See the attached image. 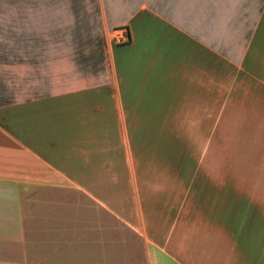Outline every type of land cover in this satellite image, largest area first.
<instances>
[{
	"label": "crops",
	"instance_id": "crops-1",
	"mask_svg": "<svg viewBox=\"0 0 264 264\" xmlns=\"http://www.w3.org/2000/svg\"><path fill=\"white\" fill-rule=\"evenodd\" d=\"M102 215L149 264H264V0H0V253L102 254Z\"/></svg>",
	"mask_w": 264,
	"mask_h": 264
},
{
	"label": "rangeland",
	"instance_id": "rangeland-1",
	"mask_svg": "<svg viewBox=\"0 0 264 264\" xmlns=\"http://www.w3.org/2000/svg\"><path fill=\"white\" fill-rule=\"evenodd\" d=\"M175 129H170V132L174 131ZM130 130L128 129V132ZM190 132L192 135V139H194V142L191 143H185L182 145V150L185 151H197L198 150V143L195 142V140L198 139V129H186V132ZM175 132V131H174ZM131 140V135H130ZM152 145L150 144H136L134 145L131 143L129 145L130 149V158H128L127 163V173H126V180L127 182L122 187V194H126L127 196V202L129 204V208L127 209V212L130 213L131 208L136 210V202H135V190H134V176H132V170H137L141 167L136 165V163H139V157L143 155L144 153H148V151L151 150ZM176 147H181L180 145H171L170 144V151L169 148L165 145H159L157 150L154 151V153L159 154H166L167 152H177ZM173 148V150H172ZM147 157V155H146ZM145 162V161H144ZM119 189L115 188L112 189V194L115 193L118 195ZM84 214H87V209L82 210ZM82 214V213H81ZM65 222V221H64ZM86 224L87 229L86 231L82 229H77V224L75 223L73 225L72 230L70 232H73V238L76 240L82 236H78V234L85 232V238L88 240H93V235L96 233V240H100V245L102 246L101 251L102 254H100L99 251H94V254L91 253V249L86 244L85 240L80 241L78 247H77V256H72L70 254V250H64L62 252V256H56L54 258V262L52 264H149L148 259L146 256V251L144 244L142 243L139 236L136 234L133 229H131L128 225H124L122 222L119 221V219H111L110 224L104 223V216H100L99 222H84L80 223V225ZM89 226L91 227L89 231ZM95 230V231H94ZM63 230L60 232L62 233ZM68 232V231H67ZM66 233V232H65ZM66 234H62L59 236V240L61 238H65L66 240H63L62 247L60 250L66 245L64 243L68 242V236H65ZM62 236V237H61ZM28 240V239H26ZM69 243V242H68ZM32 243H26L25 245H22L20 248L16 247L14 249V264H42L43 262H40L38 257H32V255L37 254L39 252V247H37V244L35 242L31 246ZM34 247V248H29ZM92 248H95L92 246ZM96 249H99L96 247ZM33 252V253H30ZM57 252V251H56ZM72 253H75L76 250L72 249ZM98 252V253H97ZM104 253V254H103ZM11 255L9 257H6L3 255V253H0V264H13L11 260ZM4 259V260H3ZM1 261H5L2 263ZM51 262V261H50ZM49 262V263H50ZM47 264L48 261H46Z\"/></svg>",
	"mask_w": 264,
	"mask_h": 264
},
{
	"label": "built area",
	"instance_id": "built-area-1",
	"mask_svg": "<svg viewBox=\"0 0 264 264\" xmlns=\"http://www.w3.org/2000/svg\"><path fill=\"white\" fill-rule=\"evenodd\" d=\"M115 39L117 43H123L127 41V36L124 33H122V34L116 35Z\"/></svg>",
	"mask_w": 264,
	"mask_h": 264
}]
</instances>
